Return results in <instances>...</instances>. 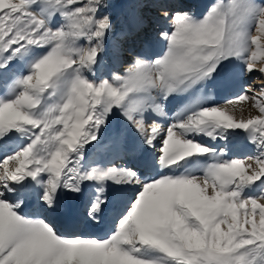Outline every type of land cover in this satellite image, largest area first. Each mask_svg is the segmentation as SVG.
I'll use <instances>...</instances> for the list:
<instances>
[{"label": "snow or ice", "instance_id": "obj_1", "mask_svg": "<svg viewBox=\"0 0 264 264\" xmlns=\"http://www.w3.org/2000/svg\"><path fill=\"white\" fill-rule=\"evenodd\" d=\"M172 4L139 5L166 23L159 53L94 81L115 29L107 0H0V264H264V83H243L264 76V0H211L200 15ZM222 73L237 95L192 99ZM244 103L258 114L245 118ZM114 119L156 151L159 174L90 157ZM241 132L255 148L242 158L200 139ZM109 184L131 196L102 236L23 211L29 198L56 211L92 186L84 215L101 225Z\"/></svg>", "mask_w": 264, "mask_h": 264}, {"label": "bare ground", "instance_id": "obj_2", "mask_svg": "<svg viewBox=\"0 0 264 264\" xmlns=\"http://www.w3.org/2000/svg\"><path fill=\"white\" fill-rule=\"evenodd\" d=\"M152 2L153 1L151 0L148 2H145L144 0H117V8L113 11H107L106 14L110 15L113 22L123 18L121 27H117L119 30L125 29V26H127L128 30L132 31L134 29L133 25L137 18L134 16V14L137 12L140 16L145 18V15L151 12L150 15L154 17L152 19L153 24H151V26L155 31H150V29L145 27L143 28L145 33H150V39H152L153 35L158 37L157 33L163 24L159 22L160 19L155 8L147 7L140 10L139 7L141 4H150ZM167 2L171 1L167 0ZM180 2L182 8L190 9L193 12L196 11L197 2L195 0H180ZM163 27H166V25ZM119 30L116 32L117 35L114 34L109 38L108 41H106V50L104 53H102L100 63L95 68V74L93 75L92 73H86L90 80L99 81L102 79H110L113 74L123 75L130 66L132 58L135 54H142L144 56V53L141 49V47L143 48V46H145L143 40L140 41V44H137L133 41L129 43L127 41L130 35H126V38L120 39L123 32ZM142 34L145 35L144 33ZM138 38L140 37L138 36ZM118 39L119 50L117 51L115 44ZM125 50L126 53L123 55ZM240 83V81L234 78H227L226 80L219 81V83L215 86L206 84L199 92L195 94V96L192 97V99L200 97L204 98L203 102L206 105H224L226 100L234 97V95H228V88L231 85H240ZM4 94L5 90L2 84H0V95ZM187 102L188 101H186L183 97H180L178 101H175L172 105H170L171 111L169 115L171 116L175 112L183 111ZM243 108L245 118H247L249 114H258V109L252 107L250 103H244ZM237 115H239V112H237ZM161 122L163 123L164 121L162 120ZM114 125V129L111 132L106 130L105 133L101 134V140L97 146L92 149L90 157L92 159L102 160L104 162L114 160L118 164L134 167L143 173H147L149 176H155L159 174V172L162 170L159 169L155 163V158L157 155L156 151L143 145L139 137L131 133L126 127L125 132L120 135L119 131L121 123L119 120L114 119ZM200 139L203 143L215 146L217 149L223 148L225 150V155L219 157V159H230L237 157L242 158L244 156L252 155L255 151L254 146L249 141L248 135L243 132L231 135L228 142H224L222 140L211 141L203 137ZM200 162L201 164H204L210 163L212 161L210 159L205 160L202 157ZM180 171L182 170L178 169L176 174H179ZM197 174L199 175L202 173L198 171ZM93 195L94 192L92 186H89L82 196L65 197L60 207L56 211H48L38 205L34 199L29 198L23 211L25 214H31L34 216L46 215L55 225V227L64 234L77 233L102 236L105 235V231H107L115 216L126 207L131 196V191L126 187L109 184L107 192L109 204L105 209V219L101 225H94L90 223L84 215L86 206L90 203Z\"/></svg>", "mask_w": 264, "mask_h": 264}, {"label": "rangeland", "instance_id": "obj_3", "mask_svg": "<svg viewBox=\"0 0 264 264\" xmlns=\"http://www.w3.org/2000/svg\"><path fill=\"white\" fill-rule=\"evenodd\" d=\"M145 2H148L147 0H144ZM151 1H153V0H151ZM171 1V3H173L172 4V6L173 7H176V8H182L181 7V5H180V0H170ZM196 2H197V6H196V11H195V13L197 14V15H200V14H202V11H204V9H205V6H206V4L207 3H209V2H211V0H195ZM215 2L216 3H224V4H228V3H231V0H215ZM107 3H108V5H109V7H108V9H107V11H113V10H115L116 8H117V0H107ZM141 9H144V8H141L140 7V10ZM151 14V12H149V13H147L145 16V18H143V20H144V26L143 27H145V28H147V29H150V31H155L153 28H152V26H151V24H153V21H152V19L154 18L153 16H151L150 15ZM134 16L135 17H137V16H140L137 12L134 14ZM123 22V18H121V19H118V20H116V21H114L113 23H114V26H115V29H114V34H116V32H117V30H119L118 28H120L121 27V23ZM161 24H163L162 26H161V28L164 26V25H166L165 24V22H163V21H159ZM120 26V27H119ZM118 27V28H117ZM133 30L132 31H130V30H128V28H127V26H125V29H120L119 31H121V32H123L122 34H126V35H130L129 36V39H128V41L127 42H129V43H131L132 41L133 42H135V43H137V44H140V41H142L143 40V43H144V45L145 46H143V48L141 47V49H142V52L144 53V57H150V58H152V57H154L157 53H159L162 49H163V47H164V45H163V43L158 39V37H156L155 35H153V38L152 39H150V33L148 32V34L147 33H145V31H144V28L142 29V30H137L136 29V27H135V23H134V25H133ZM118 31V32H119ZM142 33H144L145 35H143ZM136 34V35H135ZM147 34V35H146ZM117 35V34H116ZM133 35V36H132ZM140 37V38H138V36ZM136 37V38H135ZM148 38V39H147ZM144 40H146V41H144ZM137 44H135V45H137ZM135 48V47H134ZM125 53H126V50L124 51V53H123V55H125ZM223 80H226L225 78H224V76H223V73L220 75V76H218V77H216L214 80H212V81H209L207 84H210V85H217L218 83H219V81H223ZM243 83L245 84V85H247V84H251L252 85V87L254 88V89H258V87L262 84V83H264V76H260V74L259 73H254V74H252V75H248V76H246L245 77V80L243 81ZM228 90H229V92H228V95H237L238 94V92L240 91V85H231L229 88H228ZM179 100V98H177V100L176 101H178ZM111 124H109V126L104 130H102L101 131V134H103V133H105L106 132V130L108 131V132H111L113 129H114V120L113 121H111L110 122ZM111 129V130H110ZM125 130H126V128H125V126H123L122 124H121V126H120V135H122L124 132H125ZM122 132V133H121ZM154 170H155V168H154ZM156 171V170H155ZM154 171V172H155Z\"/></svg>", "mask_w": 264, "mask_h": 264}]
</instances>
